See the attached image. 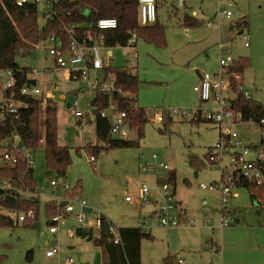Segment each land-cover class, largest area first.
I'll return each instance as SVG.
<instances>
[{"label": "rangeland", "instance_id": "374dc122", "mask_svg": "<svg viewBox=\"0 0 264 264\" xmlns=\"http://www.w3.org/2000/svg\"><path fill=\"white\" fill-rule=\"evenodd\" d=\"M184 1L181 6L180 0H157L158 24L164 28L162 44L139 37L135 46L111 48L113 66L130 68L138 78L136 97L148 119L138 146L107 149L96 155V162H92V154L85 150L76 153L74 149L80 141L96 140L94 115L88 112L94 93L86 92L80 83L65 81L62 72H56L62 91L56 93L61 119L58 142L73 148L72 163L66 176L61 178L57 172L48 169L44 144L34 150V176L39 190L36 195L40 201L36 219L31 217V211H21L19 214H23L26 221L0 226V264L93 263L94 253L85 247L94 245L70 236L69 230L80 227L77 221L68 219L58 233L49 232L46 204L54 195L51 173L53 179H62L71 188L79 183L74 202L85 201L90 209H101L118 227L133 219V222H140L144 232H152L153 237L142 239L143 264H166L164 258L169 255H175V261L184 259L186 264H264V191L258 192L260 199H257L248 188L235 187L228 204L230 224L221 225L224 216L219 192L200 187L201 183L209 185L222 178L220 169L209 165L207 159L210 148L220 139V131L211 122L193 118L195 109L202 105L194 90L199 82L196 69L219 70V43L227 45L236 60L242 57L249 60L250 65L242 75L244 89L253 100L264 105V0ZM228 3H231L228 9L232 16L219 18L218 11ZM46 10L44 5H39L41 29L47 22ZM81 11L88 16L87 9L81 8ZM186 17L198 19L200 24L187 25ZM208 21L212 28L208 27ZM236 23L237 30L231 31V26ZM239 23L243 25L244 33L249 34V47L244 45ZM46 48V42L41 41L32 54L18 58L19 64L38 68L40 81L53 78L52 73H43L46 66L53 65ZM63 92L77 95L79 103L74 109L83 112L82 117H75L66 102L59 98ZM155 111L161 112L165 121L157 122ZM44 115L42 106L39 116L44 118ZM86 119H92V122ZM236 130L245 143L258 145L261 131L257 124L240 123ZM136 139L137 135L132 134L131 140ZM142 153L149 158L158 154L171 167L175 174L172 187L185 199L187 217L193 219L194 226L161 227L153 217V198L138 204L136 197L143 181L148 183L153 194L158 195L156 178L141 169L145 162ZM228 163L229 159L225 158V164ZM228 170H231L230 166ZM235 193L238 195L234 196ZM127 195L134 196L135 200L127 202ZM0 214L16 219V214L1 206ZM91 216L92 213H87L86 219ZM35 222L40 226L33 228ZM55 246L57 253L47 257L46 251ZM30 251L31 256L27 259ZM185 251L194 256L192 263L185 258Z\"/></svg>", "mask_w": 264, "mask_h": 264}, {"label": "built area", "instance_id": "2783aa9c", "mask_svg": "<svg viewBox=\"0 0 264 264\" xmlns=\"http://www.w3.org/2000/svg\"><path fill=\"white\" fill-rule=\"evenodd\" d=\"M15 2L19 6L27 3H34L38 6L42 4L47 9L44 13L47 20L55 16L53 6L57 0H15ZM184 2V0H180V5L183 6ZM138 4L140 24L147 25L156 22L157 0H138ZM230 6L231 3H228L226 7L219 10L218 17L230 18L232 16V12L228 9ZM118 25L116 18L102 17L94 22L90 21L83 24V27L76 24L64 26L65 35L52 34L48 36L45 39L46 49L53 60V65L46 66L43 73H52L53 78L51 80L40 81L38 68L28 67L27 81L25 84L19 85L20 76L18 73L12 69L0 70V121L6 123L12 118L20 119L22 112L30 106L26 100L29 97L40 98L43 107H45L44 102L47 100L57 103L56 93L62 92L57 71L62 72L65 81L80 83L82 89L86 92H93L94 95L112 96L116 91L121 92L114 77L106 73V69L111 65L112 50L99 34L101 30L115 29ZM207 25L213 27L210 21L207 22ZM242 33L244 45L249 47V34L243 31ZM135 43L136 36L133 33L128 45ZM218 53L219 70L215 72L201 71L200 80L194 86V90L198 93L202 103L195 109L194 117H200L217 125L220 131V139L214 147L210 148L207 159L209 165L220 169L222 178L209 185L201 183L200 187L219 192L221 210L224 216L221 225L227 226L230 224L228 204L233 195V189L239 186L241 180H247L257 189L264 187V119L258 122L253 119L245 120L243 114L235 109L233 105L235 101L234 82L239 83L238 88L243 91L246 98H252V95L244 89L242 74L233 70L237 60L232 56L231 49L227 45L219 43ZM31 80H36L35 85L31 84ZM68 94L71 93L63 92L59 98L67 100ZM78 103V97L75 95V100L70 108L72 114L77 118L84 115L80 110L74 109ZM96 110H98V104L91 101L88 112H92L95 116ZM100 114L111 122L109 136L112 139L130 140L131 135L136 134V130L129 124L128 112L119 109L113 100L110 101L106 109L100 111ZM154 119L157 122H163L165 116L161 112L155 111ZM244 122H254L259 126L261 139L258 145H248L239 136L236 130L237 126ZM141 155L145 159L141 169L156 178L158 195L153 194L148 183L143 181L136 197L138 204L149 202L150 198H153L157 204L153 211V217L158 220L161 227L194 226L193 219L187 217V208L176 197L172 183L168 181L172 171L171 167L163 159H160L158 154L154 153L150 158L146 157L144 153ZM225 158L229 159L228 164H225ZM91 160L96 162L97 158L91 156ZM22 161L26 165L25 171L20 176L22 178L20 180L23 181L26 173L34 169L35 154L31 148L26 146L18 131L14 130L4 140L0 139V164L7 168H15ZM229 166L231 167L230 171L228 170ZM22 181L18 182L8 178L0 179V191L12 194L25 192ZM50 184L54 187L53 200L59 208L57 213L50 216V233H58L66 225L68 219L77 221L82 228H94L99 231L105 228L104 223L108 221L109 230L106 232L110 234L108 240L115 244L120 242V227L108 220L101 209H91L92 216L87 220V212L85 211L88 207L87 203L85 201L74 202V196L71 194L72 189L65 181L52 179ZM125 200L133 202L135 197L127 195ZM25 219L23 214L18 216V222ZM140 228L143 230V227ZM69 233L72 235L73 231L69 230ZM57 251L58 247L55 246L47 250L45 255L51 257ZM176 263L186 264L182 258H179Z\"/></svg>", "mask_w": 264, "mask_h": 264}, {"label": "trees", "instance_id": "16d2710c", "mask_svg": "<svg viewBox=\"0 0 264 264\" xmlns=\"http://www.w3.org/2000/svg\"><path fill=\"white\" fill-rule=\"evenodd\" d=\"M53 8L54 18H48L45 27L41 29L38 23L39 6L37 4L27 3L19 6L15 0H0V70L12 69L18 73L19 85L26 83L28 67L19 64L18 58L32 54L38 44L52 34L65 35L64 26L76 24L83 27V24L87 22H94L102 17H113L117 19L118 27L99 32L107 46H127L133 33H135L136 41L139 37H143L157 44L164 42V28L158 24V17L152 24H140L138 0H57ZM81 8L88 10V16L82 13ZM186 24L197 26L200 21L186 17ZM249 65V60L242 57L235 62L233 70L243 75ZM106 73L114 77L121 92L116 91L112 96L104 94L94 96L92 102L98 104V110L95 111L98 142L84 148H75L76 153L85 150L92 154L91 156L96 157L107 149L138 146L139 140L144 137V128L148 119L145 109L138 105L137 76L130 68H116L113 65L106 69ZM238 85V82H234L235 101L233 105L235 109L243 114L245 120L253 119L258 122L264 119V105L252 98H246ZM26 100L30 106L22 112L20 119L12 118L6 123L0 121V139L4 140L12 131L17 130L26 146L33 151L43 143L46 149L48 169L57 172L63 178L72 163L73 148L60 145L58 142L57 104L51 100L44 102L45 115L41 118L39 111L42 108V100L38 97H29ZM111 100L117 103L119 109L128 112L129 124L136 130V140L112 139L109 136L111 122L108 118L102 117L100 111L106 109ZM193 118L202 120L200 117L193 116ZM25 168L24 161L15 168H7L0 164V179L8 178L21 182L20 176ZM52 174L49 175L53 176ZM168 181L170 183L175 181L174 172H170ZM22 184L25 192L12 194L0 191V206L16 214V219L0 214V226L13 222L18 223L21 211H31L33 219H36L40 201L36 195L39 190L34 177V169L26 173ZM238 185L248 188L252 197L257 199H260L258 192L264 191V187L257 189L247 180H241ZM73 193L72 189L71 194ZM46 209L50 220V216L57 213L59 208L52 199L46 204ZM94 230V228L77 227L75 235L92 239ZM98 232L99 235L95 242L102 248L105 255L103 264H142L141 242L145 236H150L148 232H144L138 226L121 227L118 244L108 240L110 234L104 229ZM31 253L32 251L28 252L27 259L30 258Z\"/></svg>", "mask_w": 264, "mask_h": 264}, {"label": "crops", "instance_id": "0c3cea01", "mask_svg": "<svg viewBox=\"0 0 264 264\" xmlns=\"http://www.w3.org/2000/svg\"><path fill=\"white\" fill-rule=\"evenodd\" d=\"M235 26H231V31H233V29H235V30H237V27H238V23H236V24H234ZM239 25H240V23H239ZM245 25H247V23H245ZM239 33H242V31L244 32V29H243V25H240V27H239ZM137 42V41H136ZM136 44V43H135ZM128 46H135V45H128ZM111 48L113 47V46H110ZM125 47H127V46H125ZM112 57H113V55H112ZM135 57H137L136 55H135ZM111 63V62H110ZM111 65H113L112 63H111ZM196 72H197V75H198V79L200 80V72H201V70H198V69H196ZM243 85H244V83H243ZM81 91V90H80ZM69 93V92H68ZM72 94V93H71ZM69 95V94H68ZM74 95V94H73ZM95 96V95H94ZM94 98V97H93ZM93 98H92V100H93ZM91 100V101H92ZM66 103H67V100H64ZM57 104V103H56ZM89 123H91L92 122V119H86ZM60 121H61V119H59V117H58V112H57V123H58V126H59V123H60ZM93 121H94V131H95V136H96V118H95V116L93 117ZM86 142V141H85ZM85 142H79V145H78V147L77 148H84L85 146H87V145H95L98 141H97V137H96V140H94V141H92V140H90L89 142H87V143H85ZM59 144H60V142H59ZM60 145H62V144H60ZM64 146V145H63ZM72 148V147H71ZM35 177V176H34ZM36 179V178H35ZM51 179H53V176H52V178ZM37 181V180H36ZM215 182V181H214ZM38 183V182H37ZM79 183L76 185V186H73L71 189H73L74 190V195L73 196H76V192H79ZM173 190H174V192H175V195H176V197L185 205V207H186V201H185V199L184 198H182V197H180V196H178L177 195V193H176V190L174 189V187H173ZM238 195V193H235V195L234 196H237ZM53 198H51V200H52ZM50 200V201H51ZM49 201V202H50ZM156 206H157V204L154 202V208H156ZM187 208V207H186ZM86 209H89L90 211H91V209L89 208V207H87ZM90 211L89 212H87V213H90ZM104 214V216L106 217V212L105 213H103ZM107 218V217H106ZM108 219V218H107ZM133 221H135V220H133V219H131V220H126V221H124V223H123V227H140V222L139 221H136V222H133ZM35 223H38V222H35ZM34 223V224H35ZM40 226V225H39ZM37 228V227H36ZM77 228V227H76ZM76 228L74 229V230H71V231H73V234L71 235L70 234V236H75V237H77V238H79V239H83V240H86V241H89V243H92V245H94V247H90L89 248V246H86L85 247V249L86 250H90L91 252L93 251V253H94V260L92 261L93 263L92 264H100V262H104V257H105V255H104V253H103V250H102V248L99 246V245H97L96 244V242H95V239L98 237V235H99V232H98V230L97 229H95L94 230V237L92 238V239H90L89 237H79V236H76L75 235V230H76ZM121 228V227H120ZM144 231V230H143ZM149 234H150V236L149 237H153V235H152V232H148ZM72 247H76L75 245H72ZM95 249H98V250H95ZM185 249H187V247H185ZM184 253V256H185V258L188 260V262H191L192 263V261H191V259H194V256L193 255H190L187 251H185V252H183ZM51 257H53V256H51ZM27 258V257H26ZM141 260L143 261V246H142V242H141ZM158 261L160 260V259H157ZM164 260H165V263L166 264H177L176 263V261H175V255H169V256H167V257H165L164 258ZM158 263V262H157ZM103 264V263H102ZM143 264V263H142Z\"/></svg>", "mask_w": 264, "mask_h": 264}, {"label": "water", "instance_id": "95a60500", "mask_svg": "<svg viewBox=\"0 0 264 264\" xmlns=\"http://www.w3.org/2000/svg\"><path fill=\"white\" fill-rule=\"evenodd\" d=\"M30 82H31V84L35 85L36 80H31ZM74 100H75V95L69 94L67 96V103H66L67 108H70L71 107V105L74 102ZM85 211L86 212H89L90 210L89 209H86ZM39 225H40L39 223H35V224H33V228L39 227ZM108 225H109L108 221H105V223H104V227H105L104 230H105V232H108V230H109L108 229Z\"/></svg>", "mask_w": 264, "mask_h": 264}]
</instances>
